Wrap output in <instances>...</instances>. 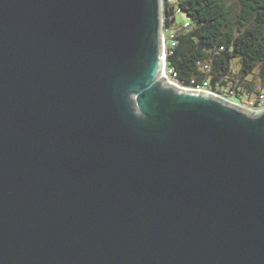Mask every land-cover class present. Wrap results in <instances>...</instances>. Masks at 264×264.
I'll list each match as a JSON object with an SVG mask.
<instances>
[{"label":"water","instance_id":"1","mask_svg":"<svg viewBox=\"0 0 264 264\" xmlns=\"http://www.w3.org/2000/svg\"><path fill=\"white\" fill-rule=\"evenodd\" d=\"M161 0H0V264H264V110L161 76Z\"/></svg>","mask_w":264,"mask_h":264},{"label":"trees","instance_id":"2","mask_svg":"<svg viewBox=\"0 0 264 264\" xmlns=\"http://www.w3.org/2000/svg\"><path fill=\"white\" fill-rule=\"evenodd\" d=\"M179 12L190 21L172 28ZM164 17L176 41L168 64L184 85L207 82L210 90L238 101L259 92L248 77L258 69L264 80V0H164ZM235 59L237 79L232 77Z\"/></svg>","mask_w":264,"mask_h":264},{"label":"built area","instance_id":"3","mask_svg":"<svg viewBox=\"0 0 264 264\" xmlns=\"http://www.w3.org/2000/svg\"><path fill=\"white\" fill-rule=\"evenodd\" d=\"M169 2H174V0H168ZM164 4V1H163ZM165 17H162V28H161V49H162V57H163V67L161 71V76L163 77L164 81L167 83L173 84L179 88L198 91V92H205L217 97H221L226 101L235 104L243 109L261 112L264 110V90L259 92L251 93L246 99L242 101L233 100L231 96H227L215 91H212L208 88L207 82H204L202 85L197 86H186L178 79V73L169 66L168 64V55L171 46H175L176 41L174 39V32L167 30L164 26ZM188 26V24H186ZM233 93V92H232Z\"/></svg>","mask_w":264,"mask_h":264},{"label":"rangeland","instance_id":"4","mask_svg":"<svg viewBox=\"0 0 264 264\" xmlns=\"http://www.w3.org/2000/svg\"><path fill=\"white\" fill-rule=\"evenodd\" d=\"M164 0H161V11H162V17L164 16V4H163ZM177 4V0H174ZM230 3H236V0H228ZM190 21V18L184 13V12H179L176 16V19L174 20L175 23H173V27L172 28H176V26L180 25V24H184L186 22ZM174 30V29H173ZM240 68V62L239 59H235L233 61V65H232V77H234L235 79H237V74H238V69ZM249 80L253 81L256 90L260 91V90H264V80L260 77L259 75V70L257 69L255 71V73L253 75H251L250 77H248ZM233 99V98H232ZM234 100V99H233ZM235 101V100H234ZM247 110V109H245Z\"/></svg>","mask_w":264,"mask_h":264}]
</instances>
